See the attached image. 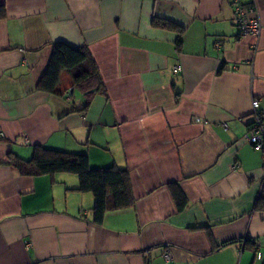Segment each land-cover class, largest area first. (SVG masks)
<instances>
[{
    "label": "crops",
    "instance_id": "obj_1",
    "mask_svg": "<svg viewBox=\"0 0 264 264\" xmlns=\"http://www.w3.org/2000/svg\"><path fill=\"white\" fill-rule=\"evenodd\" d=\"M242 2L264 26V0ZM57 41L95 62L86 108L66 71L36 88ZM253 99L264 115V29L238 36L231 0H0V264H264ZM35 146L127 169L134 205L95 223L76 174L5 163Z\"/></svg>",
    "mask_w": 264,
    "mask_h": 264
},
{
    "label": "trees",
    "instance_id": "obj_2",
    "mask_svg": "<svg viewBox=\"0 0 264 264\" xmlns=\"http://www.w3.org/2000/svg\"><path fill=\"white\" fill-rule=\"evenodd\" d=\"M152 25L176 30L178 33L176 47L180 50L183 27L159 18H153ZM63 71L70 74L72 85L83 93L84 108L89 105L95 94L104 93L97 67L86 47H72L63 41L53 43L51 57L36 88L57 93ZM5 163L14 167L21 175L35 176L57 172L76 174L79 180L77 190L91 193L93 196V221L98 224L106 212L132 207L135 202L127 169L113 166L92 167L85 154L35 146L29 159L9 155ZM175 199L177 208L181 210L185 205L183 195L178 197L175 194Z\"/></svg>",
    "mask_w": 264,
    "mask_h": 264
},
{
    "label": "built area",
    "instance_id": "obj_3",
    "mask_svg": "<svg viewBox=\"0 0 264 264\" xmlns=\"http://www.w3.org/2000/svg\"><path fill=\"white\" fill-rule=\"evenodd\" d=\"M231 2L238 36L245 37L252 35L258 37L264 26H262L255 6L245 5L242 0H231ZM179 70V66L174 67V72H178ZM243 140L258 150L262 157H264V115L260 111L259 100L257 99L251 101V120L246 127ZM25 141H27L26 138ZM261 187L264 189V175H262ZM163 257L168 260L170 255L168 252H165Z\"/></svg>",
    "mask_w": 264,
    "mask_h": 264
}]
</instances>
